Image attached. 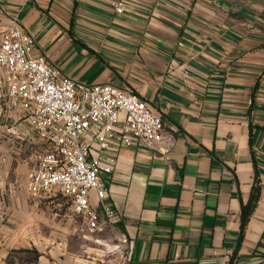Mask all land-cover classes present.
<instances>
[{"label":"crops","instance_id":"0c3cea01","mask_svg":"<svg viewBox=\"0 0 264 264\" xmlns=\"http://www.w3.org/2000/svg\"><path fill=\"white\" fill-rule=\"evenodd\" d=\"M115 1L0 0V24L15 20L62 77L129 87L163 122L155 146L108 153L102 183L115 216L90 232L57 189L29 195L45 147L10 133L25 113L0 102V264H258L264 0H123L121 13ZM256 175L261 193L240 241ZM90 200L103 214L96 190Z\"/></svg>","mask_w":264,"mask_h":264},{"label":"built area","instance_id":"2783aa9c","mask_svg":"<svg viewBox=\"0 0 264 264\" xmlns=\"http://www.w3.org/2000/svg\"><path fill=\"white\" fill-rule=\"evenodd\" d=\"M112 6L121 13L124 2ZM6 101L25 113L8 131L33 135L45 147L28 171L29 195L40 198L57 189L90 232H103L115 216L102 183L115 161L108 153L137 142L155 146L163 140L162 118L129 87L62 77L15 20L0 24V102ZM91 190L103 214L93 207Z\"/></svg>","mask_w":264,"mask_h":264},{"label":"trees","instance_id":"16d2710c","mask_svg":"<svg viewBox=\"0 0 264 264\" xmlns=\"http://www.w3.org/2000/svg\"><path fill=\"white\" fill-rule=\"evenodd\" d=\"M260 193H261V187L259 185V182L257 181V175H256L255 183L253 185L250 198L246 203H243L241 206L242 221H241V228H240V234H239L240 241L242 240L244 236L250 216L257 205L258 199L260 197ZM232 260L233 259H231V261ZM231 261H230V264L232 263ZM258 264H264V258Z\"/></svg>","mask_w":264,"mask_h":264},{"label":"rangeland","instance_id":"374dc122","mask_svg":"<svg viewBox=\"0 0 264 264\" xmlns=\"http://www.w3.org/2000/svg\"><path fill=\"white\" fill-rule=\"evenodd\" d=\"M113 241H114V242H113ZM115 244H117V242H116V240L114 239V240H112V243H111L110 247H111V248H114V245H115ZM117 251H118V250H117ZM110 256H111V255H110Z\"/></svg>","mask_w":264,"mask_h":264}]
</instances>
